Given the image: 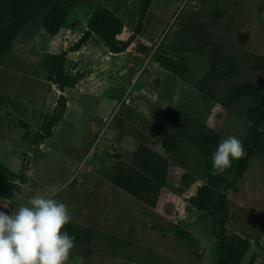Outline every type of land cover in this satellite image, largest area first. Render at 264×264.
<instances>
[{"label":"rangeland","instance_id":"rangeland-1","mask_svg":"<svg viewBox=\"0 0 264 264\" xmlns=\"http://www.w3.org/2000/svg\"><path fill=\"white\" fill-rule=\"evenodd\" d=\"M100 6L111 8L125 23L120 39L130 38L139 22L140 1L79 0L57 35L29 24L0 65V161L18 172L27 165L25 182L12 199H0V211L11 214L34 195L55 193L53 198L68 206L71 222L95 230L92 244H75L67 264H219L213 219L202 218L190 203L207 180L202 155L189 145L165 154L167 109L188 110L218 129L222 139L246 136L247 119L210 101L196 84L211 65L203 53L205 33L221 44L225 56L237 49L264 56V0H154L141 41L126 52L111 53L92 35L79 52L71 53L66 69L80 80L76 88L62 92L48 59L85 34ZM218 10L224 11L220 18ZM156 52L182 55L192 75L185 81L166 71L155 62ZM254 81L255 74L249 72L227 86ZM61 95L67 100L63 120L50 138L34 144ZM140 145L166 156L171 164L157 208L112 183ZM236 164L233 160L232 167ZM233 178L234 173L225 187L234 214L229 228L252 242L243 264H264V159H252L241 181ZM25 184L32 192L24 191ZM111 237L137 245L118 247Z\"/></svg>","mask_w":264,"mask_h":264},{"label":"trees","instance_id":"trees-1","mask_svg":"<svg viewBox=\"0 0 264 264\" xmlns=\"http://www.w3.org/2000/svg\"><path fill=\"white\" fill-rule=\"evenodd\" d=\"M135 1L141 2L139 22L127 40L120 39L126 28L123 20L111 8L100 6L91 14L85 34L69 48L48 59L54 82L62 92L76 88L80 80L66 69L69 55L79 52L92 35L98 36L114 54L124 53L132 44L141 41L144 22L154 0ZM78 2L79 0H0V65L5 62L13 50L15 40L29 24L36 23L50 35H57ZM223 13V10H218L216 17L220 18ZM205 38L207 50L203 53L208 54L211 65L196 88L222 109L235 110L247 119L249 129L242 139L246 156L237 160L234 168L231 166L222 174L212 175L211 157L222 140L221 133L188 110L175 107L167 109L169 136L164 139L163 149L166 155H173L183 146L189 145L201 153L200 166L206 170L207 180L198 188L196 195L191 197L190 203L201 213L202 218L213 219V233L220 252L219 264H243L252 242L229 228L234 214L225 187L232 183V173L233 182L241 181L252 159H264V56L243 49H237L232 56H225L221 51V44L211 40V34L205 33ZM154 60L182 80L186 81L193 73L182 55L156 52ZM249 72L255 74L257 81L241 82L228 88V82ZM2 99L0 97V105ZM66 108V97L61 95L55 110L46 116L35 135L34 144L53 135L54 128L64 118ZM26 170L27 165H23L18 172L0 161V199L9 200L14 197L20 185L25 182ZM170 173L171 164L166 156L146 145H140L130 163L112 182L147 206L157 208L168 186ZM132 229L133 226L129 228L131 234ZM64 230L70 235L75 234V244L83 246H90L95 236L94 229L74 222L66 225ZM111 242L118 247L137 245V241L116 237H111Z\"/></svg>","mask_w":264,"mask_h":264},{"label":"clouds","instance_id":"clouds-1","mask_svg":"<svg viewBox=\"0 0 264 264\" xmlns=\"http://www.w3.org/2000/svg\"><path fill=\"white\" fill-rule=\"evenodd\" d=\"M244 156L241 139H222L211 157L212 175L222 174ZM23 188L32 192L28 184ZM53 196L34 195L11 214L0 211V264H67L76 236L64 229L73 217L68 206Z\"/></svg>","mask_w":264,"mask_h":264},{"label":"crops","instance_id":"crops-1","mask_svg":"<svg viewBox=\"0 0 264 264\" xmlns=\"http://www.w3.org/2000/svg\"><path fill=\"white\" fill-rule=\"evenodd\" d=\"M113 183V182H112ZM114 185V184H113ZM114 187H116L115 185H114Z\"/></svg>","mask_w":264,"mask_h":264}]
</instances>
